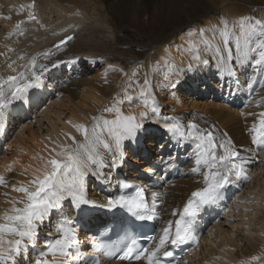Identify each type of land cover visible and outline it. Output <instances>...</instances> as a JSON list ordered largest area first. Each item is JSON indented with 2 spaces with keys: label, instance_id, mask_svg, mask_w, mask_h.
<instances>
[{
  "label": "bare ground",
  "instance_id": "6f19581e",
  "mask_svg": "<svg viewBox=\"0 0 264 264\" xmlns=\"http://www.w3.org/2000/svg\"><path fill=\"white\" fill-rule=\"evenodd\" d=\"M170 1L0 0V53H3L0 55V74L15 75L7 66L12 61H15L13 68L25 72L27 70L20 66L34 58L38 72L40 65H46L49 70L41 76L40 86L27 93L33 111L38 112L44 107L46 96L56 95V99L53 96V100L41 110V115L24 123L15 139L10 140L8 145L15 150L9 151V156L7 151L0 156V175L7 181V186H0V215L12 207L9 202L12 198L24 196V193L13 191V187L28 185L41 174L38 170L55 155L53 148L59 151L61 143L74 146L71 137L83 141V135L73 125L83 124L91 128L93 117L114 119L115 113L104 109L119 99L123 103L118 106L125 115L139 117V113L146 112L147 117L143 119V129L135 140H124L119 153L101 150L108 167L99 169L98 175L89 173L86 178L90 200L105 204L117 173L143 185L151 208L158 214L155 218L157 234L149 248L154 247L161 229L169 220L178 219L192 192L204 187L203 171L191 172L195 166L194 144L191 141L178 144L164 129V123L171 122V118L178 119L185 127L195 123L201 129L213 131L218 139L226 133V138L231 139L241 155L250 158L245 165L248 178L236 180L232 177L235 183L222 189L221 197L210 206L218 211L217 203L223 199L228 203L225 215L228 219L214 225L202 238L199 250L194 251V254L201 255V259L194 260L191 255L187 259L192 260L191 264H264V148H257L252 143L248 131L257 119L256 114L264 112V88L260 87L264 72L254 71L251 65L236 66L235 77H222L215 57L204 51L199 32L207 29L205 36L211 38V30L220 26L223 19L235 22L244 17L246 6L232 0H208L209 16L189 17L185 24L169 32L161 27L142 43L122 39L121 31L140 34L136 25L141 21L148 22L155 7L167 6ZM33 2L32 9L36 11L38 23L23 24V35L11 34L16 31L15 20L6 17L7 10L17 15V19H24L15 6L23 4L26 7ZM260 16L264 20V10ZM68 36L73 38L68 40ZM62 40L65 43L61 44ZM189 40L198 45L202 58L209 60L207 65L192 60V52L187 51ZM21 56L24 59H20ZM189 63L193 64L191 69ZM53 64L57 66L52 67ZM253 75L257 82L250 91L247 85ZM146 79L151 85L149 91L155 98L157 113H153L151 107L143 106L144 98L140 92ZM103 83L112 86L105 91ZM19 104L20 100L13 106ZM16 114L8 126L9 131L19 126L21 119L26 120L25 115L18 116L19 110ZM46 119L48 122L42 123ZM5 128L6 125L0 130V153ZM157 138H163L158 150L149 148L156 156L145 158L140 140L144 139L150 146L159 143ZM164 146L167 150L163 151ZM114 155L117 163L112 166ZM175 173H178L177 177ZM153 180H157L158 186L152 185ZM152 193L162 194L155 204L152 203ZM86 211L95 215L90 222L78 217L84 226L75 232L85 239L86 245L93 247L94 231L101 220L105 221L106 213L91 205ZM174 211L176 216L172 215ZM77 223L72 221L71 224L76 226ZM46 241V237L40 239L39 246H45ZM253 256H259L260 260L252 261ZM33 260L26 262L20 258L17 264H32ZM185 263L186 260L181 262ZM129 264H146V261Z\"/></svg>",
  "mask_w": 264,
  "mask_h": 264
},
{
  "label": "snow or ice",
  "instance_id": "6c2138e0",
  "mask_svg": "<svg viewBox=\"0 0 264 264\" xmlns=\"http://www.w3.org/2000/svg\"><path fill=\"white\" fill-rule=\"evenodd\" d=\"M34 6L33 3L26 7L34 8ZM24 7L22 5L21 10ZM31 21L38 23L35 13L30 11L27 20L18 21L15 26L16 31L11 34L18 32L23 35L25 29L22 25ZM206 31L208 30H199L200 43L204 45L205 52L215 57L218 73L222 77H235L236 66L251 65L254 71L264 72V20L241 17L235 22H230L223 19L220 26L211 30L213 33L211 38L205 36ZM72 38V36L67 37L68 40ZM63 43L65 41L62 40L61 44ZM188 44L187 51L192 52V60L207 65L209 60L202 58L198 45L191 40ZM20 59L24 57L21 56ZM14 63L15 61H12L7 66L15 75L0 74V130L4 128L13 103L26 99L29 89L39 87L41 76L49 70L46 65H40L38 72L34 58L20 66L27 70L25 72L13 68ZM56 66V64L52 65V67ZM192 67L193 64L189 63L188 68ZM256 82V76L253 75L247 85L250 91ZM150 87V82L146 79L140 95L144 98L143 106L151 107L152 112L157 113L158 107L154 96L150 94ZM260 87L264 88V81H260ZM125 93L127 94V89ZM126 98L131 99L127 95ZM121 103L123 101L117 99L111 107L104 109L105 112L115 113L114 119H106L103 116L93 117L91 128L83 124L73 125L83 135V141L71 137L74 146L59 145V151L53 148L52 152L55 155L38 170L41 174L30 180L28 185L13 187V191L24 193V196L12 198L9 201L12 207L0 215V264H17V257L26 255L29 248L35 247L40 224L53 211L62 210L65 201L75 208L88 205L108 209L121 208L139 221L157 217L158 214L149 205L144 186L124 183L122 185L124 189H134V191L110 198L106 204H97L87 196L86 178L89 173L98 175L99 169L108 167L101 150L108 152L115 150L119 153L123 141L135 140L137 133L143 129V119L147 117V113L141 112L139 117L125 115L118 106ZM256 116V121L248 131L252 143L257 148H264V112ZM163 127L178 144L189 141L194 144L192 151L195 166L191 172L203 171L204 187L191 193V197L179 213V219L169 220L161 229L158 243L151 248L142 247L131 233L125 232L121 241L111 244L94 238L92 241L94 253L86 255L79 250L80 241L76 237L75 230L70 226L72 222L62 220L56 226L59 238L46 242L45 250L38 254L32 264H101L100 256L95 254L97 252L110 259L117 258L129 262L144 260L146 264H163L162 258L173 256V252L167 250L169 244L179 246L189 242L198 243L199 238L193 229L195 219L204 206L215 203L221 197L222 189L235 183L232 177L236 180L248 178L245 165L249 163L250 158L241 155L231 139L226 138V133L224 137L218 139L211 130L201 129L195 123L185 127L175 118H171V122L164 123ZM116 163L117 156L114 155L111 164L115 166ZM94 168L96 171H93ZM0 186H7V181L2 175H0ZM160 195L162 194L152 193L153 204ZM17 204L22 206L17 207ZM172 215L176 216L177 212L174 211ZM121 243L124 244L122 251ZM49 256L52 259H48ZM251 260L257 261L260 257L253 256Z\"/></svg>",
  "mask_w": 264,
  "mask_h": 264
},
{
  "label": "rangeland",
  "instance_id": "374dc122",
  "mask_svg": "<svg viewBox=\"0 0 264 264\" xmlns=\"http://www.w3.org/2000/svg\"><path fill=\"white\" fill-rule=\"evenodd\" d=\"M233 1L237 4H242L246 6L244 17H252L256 19L262 18L260 16V13L262 12V10H264V0H244V1L232 0V2ZM209 4L210 3H208V0H171L167 6L163 5L160 8L155 7L152 11L153 15L150 17L148 22L141 21L136 25V28L140 32V34L137 33L136 35H132L127 31H121L120 35L124 41H129L131 43H142L147 36L153 34L161 27L165 29V31L169 32L172 31V29L174 30V28L185 24L189 17H197V16L200 17L208 14L210 15L207 9ZM103 84L104 85H102V88L105 91H108L112 86L111 84H107V83H103ZM47 122L48 119H46L45 122L44 120L42 121V123H47ZM15 137L16 134L10 135V138L4 140L3 141L4 144L2 143V148L8 152L7 156H9L12 150L13 151L15 150L14 147H10L8 145L9 142L15 139ZM153 147L157 148L158 145L157 146L155 145ZM225 223L228 224V222ZM200 256L201 255L199 254L198 255L194 254L192 257L195 260V259H201ZM190 262H192L191 259L188 261V264H191Z\"/></svg>",
  "mask_w": 264,
  "mask_h": 264
}]
</instances>
